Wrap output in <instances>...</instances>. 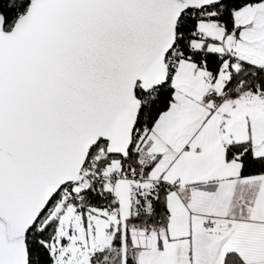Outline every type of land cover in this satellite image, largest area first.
Segmentation results:
<instances>
[{
  "label": "snow or ice",
  "instance_id": "obj_1",
  "mask_svg": "<svg viewBox=\"0 0 264 264\" xmlns=\"http://www.w3.org/2000/svg\"><path fill=\"white\" fill-rule=\"evenodd\" d=\"M0 264H264V0H0Z\"/></svg>",
  "mask_w": 264,
  "mask_h": 264
}]
</instances>
